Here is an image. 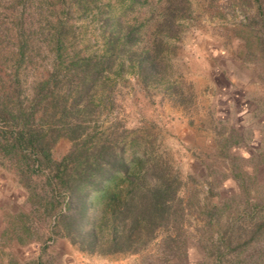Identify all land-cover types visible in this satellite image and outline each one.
Wrapping results in <instances>:
<instances>
[{"label":"trees","instance_id":"1","mask_svg":"<svg viewBox=\"0 0 264 264\" xmlns=\"http://www.w3.org/2000/svg\"><path fill=\"white\" fill-rule=\"evenodd\" d=\"M204 1L222 16H240L235 34L245 57L264 63V0ZM190 6L191 0H0V176L25 206L14 215L15 229H33L38 242L68 239L89 252L101 244L135 251L163 230L165 258L186 253L178 175L161 155L147 157L140 170L145 155L127 152L121 121L100 122L116 102L112 80L128 64L143 79L159 74L167 39ZM145 10L150 14L142 18ZM87 13L98 22L100 45L92 51L80 46L73 21ZM39 65L27 83V70ZM61 139L71 145L54 158ZM232 175L221 177L235 181L227 197L219 181H208L201 234L192 244L201 258L195 264H264V195L251 200L250 177ZM120 181L129 188L124 196L112 190ZM95 200L100 208L92 214ZM102 220L110 224L108 238L99 237Z\"/></svg>","mask_w":264,"mask_h":264},{"label":"rangeland","instance_id":"2","mask_svg":"<svg viewBox=\"0 0 264 264\" xmlns=\"http://www.w3.org/2000/svg\"><path fill=\"white\" fill-rule=\"evenodd\" d=\"M190 10L180 30L167 39L166 64L156 77L143 79L129 64L122 75L114 76L116 102L100 122L107 127L121 121L127 152L145 155L140 170L149 166L147 157L161 155L178 175L186 253L166 259L163 230L147 245L126 252H110L102 244L89 252L62 238L38 242L33 229L25 233L14 228L18 223L14 215L25 206L10 181L0 176V264H195L201 258L192 244L201 234L200 209L208 181H219L217 188L227 197L235 191V181L221 177L240 173L244 181L246 177L253 181L248 189L251 200L264 195V63L245 57L235 34L241 27L239 15L222 12L226 15L222 16L204 0H191ZM149 14L145 10L141 17ZM73 21L80 46L87 51L97 49L100 38L95 17L76 14ZM153 21L149 22L151 30ZM38 67L27 70V83L42 70V65ZM70 145L61 139L53 149L54 158L63 156ZM120 183V188L112 190L124 196L129 188ZM241 190L238 209L244 214L246 189ZM96 202L89 201L92 214L100 208ZM100 223L99 237L108 238V220Z\"/></svg>","mask_w":264,"mask_h":264}]
</instances>
